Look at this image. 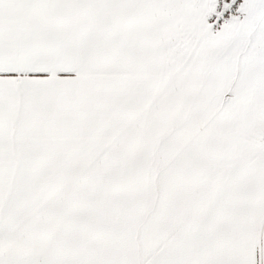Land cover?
<instances>
[{
  "label": "snow or ice",
  "instance_id": "snow-or-ice-1",
  "mask_svg": "<svg viewBox=\"0 0 264 264\" xmlns=\"http://www.w3.org/2000/svg\"><path fill=\"white\" fill-rule=\"evenodd\" d=\"M0 264H264V0H0Z\"/></svg>",
  "mask_w": 264,
  "mask_h": 264
},
{
  "label": "built area",
  "instance_id": "built-area-1",
  "mask_svg": "<svg viewBox=\"0 0 264 264\" xmlns=\"http://www.w3.org/2000/svg\"><path fill=\"white\" fill-rule=\"evenodd\" d=\"M240 2V0H237V3H239ZM235 7V6H234Z\"/></svg>",
  "mask_w": 264,
  "mask_h": 264
}]
</instances>
